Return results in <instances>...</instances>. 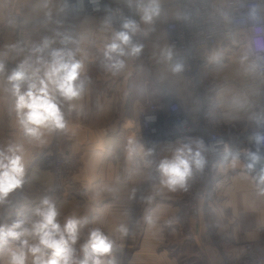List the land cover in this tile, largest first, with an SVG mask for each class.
Masks as SVG:
<instances>
[{"label":"crops","instance_id":"obj_1","mask_svg":"<svg viewBox=\"0 0 264 264\" xmlns=\"http://www.w3.org/2000/svg\"><path fill=\"white\" fill-rule=\"evenodd\" d=\"M106 1L128 2L130 17L140 24L141 40L137 45H142L141 51L121 57L125 68L117 76L104 68L106 46L113 42L115 33L120 32L109 20L104 16L70 12L68 0L36 1L31 7L34 1L27 0V11L0 49V62L4 65V60H15L17 54L26 58L27 79L21 84V91H26L29 83H38L44 77L45 62L50 61L52 50L79 48L75 58L83 64L79 79L86 81L85 90L78 100L61 101L66 130L45 131L44 143L30 142L18 121L16 98L5 90L11 85L0 72V149L22 145L23 164L27 168L34 155L47 146L57 132L71 137L67 146L84 164L85 170L76 181L82 185L85 196L62 198L55 205L62 227L70 217L89 220L80 229L81 238L76 245L81 260L85 258L82 243L87 242L90 232L96 229L108 239L113 237L122 250H128L126 264H225L226 257L237 255L240 245L246 242H253L264 250V182L250 172L245 158L235 156L221 163L220 203L201 202L199 221L185 222L177 201L182 191L164 189L157 194L161 188L159 163L171 159L184 143L165 133L146 140L137 136L138 114L148 110L150 104H162L165 114L168 104L175 100L191 120L203 111L202 100L187 90L183 76L173 70L171 58L167 56L170 47L166 25L178 17V0H157L160 14L152 23L142 19L139 7L149 0ZM135 5H138L136 10ZM2 16L0 0V20ZM16 32L23 37L20 46L15 43ZM246 52L249 54L246 46L235 48L230 55L201 71L204 78L222 82L213 103L214 124L245 142L255 131L264 128V73L249 68L247 60L242 61ZM69 103L76 106L71 111ZM129 139L136 141L143 151L130 156ZM149 148L153 149V154L144 157L143 152ZM26 180L43 185L49 175L34 172L28 179L24 178L23 184ZM107 188L117 191L113 194ZM148 196L153 197L151 203L145 199ZM8 201L0 206L1 211L12 204L10 197ZM40 201L37 194L29 193L28 198L13 202L12 211L3 218L4 224L0 227L6 231L11 227L9 224L19 220H9L10 216L15 217L16 211L24 214L27 208L23 217H27L25 228H30L31 221L38 219L36 209L41 207ZM149 210H153L157 218L151 226L144 219ZM173 217L179 218L178 223L165 226V221ZM121 226L128 229L126 235L119 230ZM206 232L212 235V241L203 244L201 235ZM24 240L29 245L36 242L32 237L21 236L9 238V244H0V264H8L11 250L23 247L27 253V246L22 244ZM174 245L176 254L168 248ZM88 256V264H93L91 248ZM100 258L113 259L112 254ZM31 260L29 254L28 264ZM114 261L121 263L122 258L117 256Z\"/></svg>","mask_w":264,"mask_h":264},{"label":"built area","instance_id":"obj_2","mask_svg":"<svg viewBox=\"0 0 264 264\" xmlns=\"http://www.w3.org/2000/svg\"><path fill=\"white\" fill-rule=\"evenodd\" d=\"M3 16L0 20V46L7 35L17 29V24L28 9L27 0H2ZM179 11L176 20L167 23L171 65H183L181 74L187 90L202 100L204 107L195 120H191L180 105L172 100L164 114V106L150 104L148 110H141L137 119V136L140 140L154 138L163 128L176 131V137L184 144L202 139L209 150L205 153L206 164L190 182L183 195L184 207L192 216H198L201 202H212L218 189V179L222 177L221 163L235 156L251 162L249 152L257 148L264 154V145H257L256 137L264 136V128L254 132L248 141L221 131L213 122V103L215 93L222 82L218 79L204 78L201 71L231 54L235 48L246 46L249 50L247 65L259 73H264V0H178ZM255 5L259 9V19H249L248 13ZM131 5L128 2H107L106 0H68L70 12L104 16L118 30L125 31L126 20L140 24L130 17ZM134 10L138 9L135 5ZM139 31V30H138ZM131 34L132 42L138 44L141 35ZM15 43L20 46L22 36L15 33ZM130 49L126 48V51ZM58 152V162L54 164L53 191L67 190L72 184L73 159ZM52 164V161L50 162ZM264 161L250 170L260 177ZM229 264H264V250L253 242L241 245L237 255Z\"/></svg>","mask_w":264,"mask_h":264},{"label":"clouds","instance_id":"obj_3","mask_svg":"<svg viewBox=\"0 0 264 264\" xmlns=\"http://www.w3.org/2000/svg\"><path fill=\"white\" fill-rule=\"evenodd\" d=\"M143 13L142 19L146 23H152L153 18L159 16L160 7L157 0H149L147 4H140ZM259 9L253 5L248 13L249 19L256 21L259 19ZM125 31L116 32L113 42L106 46L104 52V68L112 76H117L124 68L125 61L121 57L136 55L141 51L142 45L132 42L131 34H135L139 29L134 21L126 20L123 24ZM126 48L130 49L126 51ZM75 51L64 48L54 49L50 53V61L45 62L44 77L38 83L33 81L28 84L26 91H21V84L27 79V61L19 65L8 77L12 96L16 98L15 111L18 121L24 129V134L30 142L44 143L45 131H64L67 128L61 101L72 102L82 97L85 90L84 79H79L83 64L75 58ZM246 52L242 56V61L248 59ZM168 58L172 56L171 51L167 53ZM4 65L0 62V72H3ZM174 71L183 70V65L177 63ZM236 103H240L236 101ZM240 106H243L240 104ZM76 106L69 103L71 111ZM259 123V121H257ZM257 145H264V136L256 137ZM143 151L136 141L129 139L127 151L129 155L137 151ZM209 148L202 139L189 141L176 149L171 159L162 160L158 165L160 173L161 188L157 194H161L164 189L169 192L188 191L190 182L197 173L203 171L206 164L205 153ZM23 146L20 144L9 145L6 149H0V206L7 204L8 197L24 182ZM144 157L153 154V149L149 148L143 152ZM251 161L247 167L249 170L255 168L256 164L264 161V154H261L259 147L256 152L248 153ZM150 163V161H145ZM261 182H264V169L261 170ZM107 191L115 194L116 188H107ZM151 203L153 197L145 198ZM59 212L54 201L45 196L41 201V207L36 209L38 219L31 221V227L25 228L23 225L26 219H20L6 231L0 227V244H6L8 239H19L21 236L32 237L36 242L29 245L27 240L22 244L27 246V253L21 247L11 250L8 256V264H28V255L32 257L31 264H88V250L91 248L93 264H115L114 259L102 260V256H110L113 250V242L105 237L99 229L93 230L89 234L86 243L81 247L85 253L83 260L78 258L76 249L77 242L81 238L80 229L89 223L87 217L83 219L68 218L63 227L58 222ZM148 225H154L157 218L153 215V210H149L144 217ZM178 217H173L165 221V226H172L178 223ZM20 229V231H17ZM123 234H127L128 229L121 226L119 229Z\"/></svg>","mask_w":264,"mask_h":264},{"label":"rangeland","instance_id":"obj_4","mask_svg":"<svg viewBox=\"0 0 264 264\" xmlns=\"http://www.w3.org/2000/svg\"><path fill=\"white\" fill-rule=\"evenodd\" d=\"M33 1L34 2H32L30 4V7L33 3H37L36 1L40 2L41 0H33ZM43 1H41L40 3H42ZM22 42H23V37H22ZM1 47H2V45L0 46V49H1ZM14 54H15L14 56H16V53H14ZM25 61H26V58H20V56L18 54H17L15 60H12L11 58H10V60L8 59V61L4 60L5 63H4V70H3L2 74H4L5 78L7 79L12 74V72L14 70H16L19 67V65H21ZM27 65H28V61H27ZM163 133L168 134L171 137H176V131L172 130L171 128H168V127L162 129V134ZM70 139H71L70 136L60 134L59 132H57L56 135L54 136L53 140L47 146H45L39 153L34 155L30 166L27 168H24V170H25L24 171V178L28 179L30 174L34 173V172H37V173L47 172V174L49 175V180H48V182H44L43 185H40V184L34 185L32 183L27 182V180H26L25 183L22 184L20 188H17L12 193H10L9 197L12 201V204H13V202L20 200L24 197L28 198L29 193L37 194V196H39L41 198V201L45 196H48L54 201L55 204H56V202H58L62 198H68V197L69 198L70 197L71 198L72 197L78 198V197H82V196L84 197L85 196L83 193V190H82V185L76 181L77 176L82 171L85 170L84 164L81 161L78 154H76L75 152H72L68 148L67 142ZM59 149L61 150L60 152L70 156L74 160L73 165H75V166H71V174L74 175V179H73V184L67 190H60V191L54 192L53 191L54 164L58 162ZM51 161H52V164H50ZM29 190L32 192H29ZM184 193H185V191H182L181 194L177 198L178 199L177 200L178 206L180 208L181 218L185 222L186 221L187 222H189V221L190 222H198L200 219V212H199L198 216H192L191 214H189L187 212V210L184 207V200H183ZM219 203H220V199L218 196V189H217V192L214 194V196L212 198L211 204H219ZM12 204H10V206H8L4 212L0 210V225L4 224L3 218L5 216L9 215L8 212L10 210L12 211V209H11L13 206ZM199 207H200V205H199ZM24 210H26V211H23V212H25L24 214H26L27 208H24ZM18 213L19 212L16 211L15 217L12 215V216H10L9 220H16L17 218H19V220L20 219H27V217H23V215H24L23 213H21V214H18ZM26 223L23 225V227H26ZM9 225L12 226L13 223H11ZM109 240L113 242V250L111 253L112 258L115 260L117 258V256H120L122 258V262L118 263V264H126L127 258H128V253H129L128 250H126V249L122 250L120 248L119 244H117V242L114 240L113 237H112V240L111 239H109ZM201 241L203 244L211 243L212 235L209 232L204 233L203 235H201ZM9 243L10 242H7L6 244H9ZM82 244H84V242ZM240 247H241V245H240ZM240 247H239V249H240ZM168 248L173 250V253L176 254V245L169 246ZM239 249H238V251H239ZM230 255H228L226 257L225 264H229L230 260L233 259L236 254L233 257H231Z\"/></svg>","mask_w":264,"mask_h":264}]
</instances>
